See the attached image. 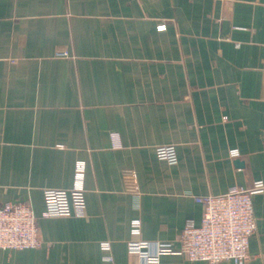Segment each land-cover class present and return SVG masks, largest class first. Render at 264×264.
<instances>
[{
    "label": "crops",
    "instance_id": "crops-1",
    "mask_svg": "<svg viewBox=\"0 0 264 264\" xmlns=\"http://www.w3.org/2000/svg\"><path fill=\"white\" fill-rule=\"evenodd\" d=\"M161 145H174L175 164ZM77 161L85 215L46 216L43 190L70 188ZM257 180L264 0H0V205L28 203L42 239L0 248V264H103L106 240L115 264H132L134 219L142 239L179 249L201 222L200 197ZM253 212L247 264H264V193Z\"/></svg>",
    "mask_w": 264,
    "mask_h": 264
},
{
    "label": "built area",
    "instance_id": "built-area-1",
    "mask_svg": "<svg viewBox=\"0 0 264 264\" xmlns=\"http://www.w3.org/2000/svg\"><path fill=\"white\" fill-rule=\"evenodd\" d=\"M165 24L159 25L164 29ZM66 52L60 51L63 55ZM113 146H120L118 136L112 134ZM158 156L170 164L177 162L174 145L157 147ZM233 157L238 156L232 150ZM85 163H75L73 184L70 188L44 189L45 215L49 217H82L86 211ZM126 191L138 193L135 172L123 171ZM264 193V182L257 180L250 186H233L224 193L208 194L200 197L203 214L199 225L187 223L180 235L181 247L175 249L172 243L148 241L141 238L142 223L139 219L131 222V239L128 253L132 264H166L164 255L179 254L189 261H205L217 264L232 261L247 264L250 260L248 247L251 236L256 231L253 212V197ZM42 245L36 216L28 203H5L0 205V248L22 250L38 248ZM103 264H115L112 243H100Z\"/></svg>",
    "mask_w": 264,
    "mask_h": 264
}]
</instances>
